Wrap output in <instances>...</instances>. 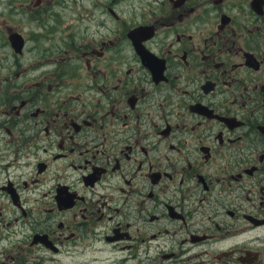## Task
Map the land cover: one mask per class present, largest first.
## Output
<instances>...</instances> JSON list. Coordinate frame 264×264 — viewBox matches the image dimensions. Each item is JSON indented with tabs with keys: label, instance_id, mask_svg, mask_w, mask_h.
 Returning a JSON list of instances; mask_svg holds the SVG:
<instances>
[{
	"label": "flooded vegetation",
	"instance_id": "af4514ba",
	"mask_svg": "<svg viewBox=\"0 0 264 264\" xmlns=\"http://www.w3.org/2000/svg\"><path fill=\"white\" fill-rule=\"evenodd\" d=\"M125 1L6 0L0 264H264V0Z\"/></svg>",
	"mask_w": 264,
	"mask_h": 264
},
{
	"label": "rangeland",
	"instance_id": "374dc122",
	"mask_svg": "<svg viewBox=\"0 0 264 264\" xmlns=\"http://www.w3.org/2000/svg\"><path fill=\"white\" fill-rule=\"evenodd\" d=\"M123 4L127 6V7H123L125 15L131 17L135 13V8H133V6H138L139 1L138 0L125 1ZM16 7L17 6H14L13 8L10 9L11 14L18 12ZM8 16H9V7L6 6V0H0V19H3ZM15 18L18 19L19 17H15Z\"/></svg>",
	"mask_w": 264,
	"mask_h": 264
}]
</instances>
